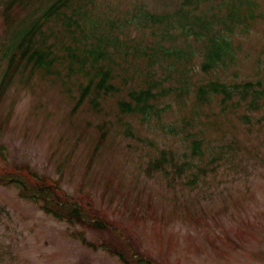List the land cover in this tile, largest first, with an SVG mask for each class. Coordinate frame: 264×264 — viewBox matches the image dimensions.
<instances>
[{"label": "rangeland", "instance_id": "1", "mask_svg": "<svg viewBox=\"0 0 264 264\" xmlns=\"http://www.w3.org/2000/svg\"><path fill=\"white\" fill-rule=\"evenodd\" d=\"M6 2L0 0V80L14 34L41 13L16 6L6 15ZM73 5L86 13L70 27L77 37L50 21L36 39L42 50L51 46L58 61L50 71L59 75L43 77L24 68L0 103V169L46 179L59 196L125 231L139 252L158 264H264V96L258 110L241 104L222 114L215 99L192 119L194 94L186 106H177L176 94H164L184 80L190 90L215 81H260L264 88V0H76ZM64 13L77 18L74 11ZM105 39L111 45L117 41V48L99 49ZM77 46L98 48L101 59L110 53L108 83L116 91L105 95L91 88L76 106L88 78L77 64L69 73L65 48L81 58ZM142 52L151 53L149 68ZM147 72L161 81L163 93L154 106L166 111L158 119L121 113L119 103L147 88ZM242 115L249 122L238 119ZM191 138L202 139V157L189 154ZM161 150L173 151L176 164L191 162L181 178L148 171ZM196 173V184L189 185ZM22 194L16 184L0 185V264H123L108 251L113 241L106 231L58 220L42 210L41 201Z\"/></svg>", "mask_w": 264, "mask_h": 264}, {"label": "trees", "instance_id": "2", "mask_svg": "<svg viewBox=\"0 0 264 264\" xmlns=\"http://www.w3.org/2000/svg\"><path fill=\"white\" fill-rule=\"evenodd\" d=\"M4 6V13L8 15L10 11L15 10L16 6L21 7L18 11L29 10L31 7L34 10H39L41 13L37 15L36 18L31 20L24 28L18 30L14 34L15 42L10 49L11 53L8 56L7 64L3 72V76L0 80V103L6 94V91L10 87L12 81L18 73H20L24 68L30 67V70L41 71L43 77L47 75L58 76L57 71H50L54 66V63L58 61L56 54L52 51L51 46H47L46 50H42L39 45L36 44V39L43 34L44 26L50 22H60L65 33L71 37H77V31H72L69 27H72L74 23L78 22L79 18L86 16V13L82 14L79 12V9H83L78 5H73L76 0H6ZM19 4V5H18ZM73 5V6H72ZM38 8H34L37 7ZM85 9V8H84ZM71 10L74 11L76 19H72L67 16L64 11ZM35 11V13H37ZM18 12H16L17 15ZM147 16V13L145 12ZM31 14H28L27 17H30ZM67 18V19H66ZM7 19L6 21H8ZM16 18L15 16L9 21V26L13 25ZM65 21H69L67 24ZM74 22V23H73ZM76 27V26H75ZM77 30V28H76ZM110 39H105L101 43H104V47H98L99 49H107V47L112 46L117 48L115 44L108 43ZM124 44V43H123ZM122 43L118 44L119 48H122ZM161 45L150 48L151 53L155 52L156 49L160 48ZM87 50L85 48L80 49V47H75L76 51L82 55L81 58L77 57L72 48H65L66 56L69 59L68 69L69 73H72L73 65L77 64L78 71L81 74L87 76L88 80L86 85L81 88V94L77 105L81 104L91 88L96 93L108 94L116 91L115 88L108 82L113 78L111 73V68L107 66L106 62L112 60L110 53L106 50V55L103 59L101 56H97L96 51ZM104 51V50H103ZM142 52L144 58H146V64L149 68L151 65L147 62L151 60L148 54ZM90 58V60H89ZM103 61V63H101ZM86 63H88V69H86ZM208 66H205L203 70L205 71ZM210 68V67H209ZM86 69V70H85ZM33 73V72H32ZM156 77L155 72H147L144 76V81L147 86L146 89L140 90L139 92L133 91L129 94V102H121L120 112L123 114H137L143 117L154 116L156 119L160 118L161 112L164 113L166 109H157L154 105L158 96L163 92L161 91V81ZM181 83V82H180ZM155 92H154V91ZM174 93L176 94V104L177 106H186V98L190 94H194V104L191 105L195 110L189 111L190 117L194 118L193 115H199L198 108H201L202 105L210 108L211 103L215 99L218 100L220 105V114L224 113L227 108H233L231 111L234 112V109H237L241 104L246 107L249 111L258 110L259 102L263 99L264 88H262V83L260 81L251 82H241L233 84H224L215 82H209L201 85L195 86L192 90L189 89L188 82L186 80L182 81L179 87H170L164 90V94ZM168 108V107H167ZM204 117L205 112L203 113ZM187 117H183L184 122ZM238 119H244L245 122H249L247 116L242 115L238 116ZM194 122H190V126H193ZM185 124H187L185 122ZM192 137V135H190ZM203 143L202 139H192L188 142L187 149L190 151L192 158L202 157L203 153L200 149L201 144ZM235 144V141L231 142ZM231 150V149H230ZM234 152V150H231ZM166 166L171 168V171L166 170ZM191 166V162L185 161L181 164L175 163V154L173 151L161 150L160 157L152 160L147 169L150 172H165L166 174H172L173 179L181 178L184 174V171ZM16 171V168H15ZM203 172L199 168L198 173ZM198 173L194 174V179L189 181V185L196 184L198 179ZM33 178V181H30L26 176ZM23 174L17 171L16 173H5L0 169V185L16 184L22 190L23 198L41 201L43 206L42 210L46 214H50L58 220H65L71 224H79L86 228H90L95 231H106L109 234V240L113 241L111 244L112 250H108L111 254L116 256L123 264H158L157 261L150 257H144L136 246L131 241L130 237L126 234L125 231L121 234L118 231H122L119 228L109 227L105 220L97 212H87L78 202L67 199V197H61L57 194V187L52 183H48L45 179L43 180L37 174L29 173L28 171ZM87 245L90 243L85 242ZM160 263V262H159Z\"/></svg>", "mask_w": 264, "mask_h": 264}]
</instances>
